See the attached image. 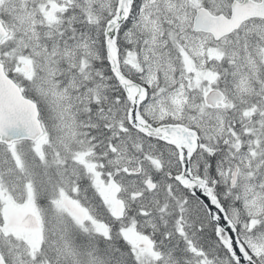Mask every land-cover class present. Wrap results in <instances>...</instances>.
<instances>
[{"label": "snow or ice", "instance_id": "1", "mask_svg": "<svg viewBox=\"0 0 264 264\" xmlns=\"http://www.w3.org/2000/svg\"><path fill=\"white\" fill-rule=\"evenodd\" d=\"M0 264H264V0H0Z\"/></svg>", "mask_w": 264, "mask_h": 264}]
</instances>
